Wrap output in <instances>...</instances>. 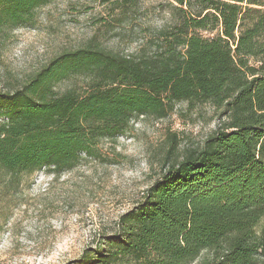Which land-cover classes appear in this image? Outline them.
<instances>
[{
  "label": "trees",
  "instance_id": "trees-1",
  "mask_svg": "<svg viewBox=\"0 0 264 264\" xmlns=\"http://www.w3.org/2000/svg\"><path fill=\"white\" fill-rule=\"evenodd\" d=\"M50 1L0 0V57ZM90 1L109 8L107 32L129 23L138 3ZM165 2L172 23L137 53L93 36L22 85L0 88V231L35 173L99 160L102 141L140 116L208 104L217 129L168 165L77 264H264V0ZM72 77L83 85L56 91Z\"/></svg>",
  "mask_w": 264,
  "mask_h": 264
},
{
  "label": "rangeland",
  "instance_id": "rangeland-1",
  "mask_svg": "<svg viewBox=\"0 0 264 264\" xmlns=\"http://www.w3.org/2000/svg\"><path fill=\"white\" fill-rule=\"evenodd\" d=\"M165 0H138L129 23L107 32L109 8L90 0H52L34 21L14 30L0 57V88L17 87L60 53L95 36L104 47L137 53L151 31L172 23ZM118 33V34H114ZM212 37L213 35H206ZM84 83L72 77L62 93ZM208 104H176L164 118L145 115L116 140L99 145L100 159H86L59 176L41 171L23 186L0 231V264H77L82 253L116 230V222L142 197L168 165L196 149L222 121ZM175 149L170 151V146Z\"/></svg>",
  "mask_w": 264,
  "mask_h": 264
}]
</instances>
